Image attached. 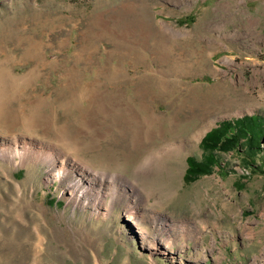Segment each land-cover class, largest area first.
I'll use <instances>...</instances> for the list:
<instances>
[{
	"label": "rangeland",
	"instance_id": "rangeland-1",
	"mask_svg": "<svg viewBox=\"0 0 264 264\" xmlns=\"http://www.w3.org/2000/svg\"><path fill=\"white\" fill-rule=\"evenodd\" d=\"M7 77L30 83H0V149L17 138L34 152L0 158V264H264V153H223L218 168L201 146L264 118V0H0ZM43 144L130 180L156 240L122 206L97 219L71 202ZM191 160L211 172L191 178ZM166 224L191 231L165 237L168 252Z\"/></svg>",
	"mask_w": 264,
	"mask_h": 264
},
{
	"label": "bare ground",
	"instance_id": "bare-ground-1",
	"mask_svg": "<svg viewBox=\"0 0 264 264\" xmlns=\"http://www.w3.org/2000/svg\"><path fill=\"white\" fill-rule=\"evenodd\" d=\"M161 31L172 32L173 28H171L169 25L163 24ZM9 79L12 82L16 81L19 82L20 84L30 83V80L28 78L15 79L12 77L11 78L7 77V79L2 80V82L0 83H6L9 81ZM15 85H17V83ZM4 102L5 101H3V103ZM32 145L33 144H30L29 146ZM54 146L50 144H43L42 147H39L35 156L39 159L48 162L51 171L53 172V174H56L57 179L58 178L61 179L65 175H67L66 177L70 176V179L74 183L73 191L71 194L72 197L70 199L71 202H73L75 205L78 206L81 205L85 209L88 207V205H90L93 210L92 216H95V218L97 219L110 218L115 213L116 207L122 206L124 211L126 212V217L128 222H130L135 227H137L141 223V217L139 216V213L142 208L141 203L144 196L143 193H141V191L137 187H135V185L130 180L123 178L121 175L116 173L110 174L107 172H101V173L97 172L93 170L91 167L86 166L83 163H80V161L77 162L76 160L72 159L71 156H69L66 152H64V150H61V148H59L58 146L57 147ZM33 152L34 151L32 147L27 148V145L24 148H21L19 145V140L15 138L10 143L8 148L0 149V158L7 160L9 162H13V164L15 165L23 166L28 162V159L32 157L31 153ZM131 196H136L137 202L134 203V201L131 200ZM160 220L162 222L166 221V219L163 220L162 217H160ZM139 228L140 226L137 227V229ZM12 230L10 231L12 232ZM158 230L161 234V238L163 241V249H165L163 251L165 252L166 251L168 252L169 249L172 248L171 243H169L168 239H165V237L174 236V234L178 231L177 234H180L179 237L181 236L182 238H184L187 236L188 233L187 231H189V233L191 232L190 230H188L186 226L184 227V225L179 227L178 225H171V224L170 225L166 224L165 228L163 229L159 228ZM138 233L140 235V239L143 242V244L147 242L150 243V241L154 242L156 240V237L155 236L152 237L149 234L148 229L146 228L139 229ZM4 235L1 234L0 241L4 239L5 237ZM13 239L14 238H12L11 240ZM7 245L10 246L9 244ZM13 256L11 255V257Z\"/></svg>",
	"mask_w": 264,
	"mask_h": 264
},
{
	"label": "trees",
	"instance_id": "trees-1",
	"mask_svg": "<svg viewBox=\"0 0 264 264\" xmlns=\"http://www.w3.org/2000/svg\"><path fill=\"white\" fill-rule=\"evenodd\" d=\"M264 118L246 117L233 122H225L220 128L210 132L202 141V148L209 157V166L220 167L217 155L241 149L244 152L243 159L255 161L258 156L264 153ZM254 162V164H255ZM190 169L188 174L196 178L211 171L207 166L194 160L189 161ZM254 164L251 166L254 167ZM259 171L262 169L257 168Z\"/></svg>",
	"mask_w": 264,
	"mask_h": 264
}]
</instances>
